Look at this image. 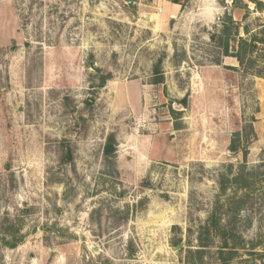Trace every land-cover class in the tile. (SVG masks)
<instances>
[{
    "label": "rangeland",
    "instance_id": "1",
    "mask_svg": "<svg viewBox=\"0 0 264 264\" xmlns=\"http://www.w3.org/2000/svg\"><path fill=\"white\" fill-rule=\"evenodd\" d=\"M233 1L0 0V264H186L264 151V46L240 65L210 39L227 15L261 36ZM249 202L252 239L264 183Z\"/></svg>",
    "mask_w": 264,
    "mask_h": 264
},
{
    "label": "trees",
    "instance_id": "2",
    "mask_svg": "<svg viewBox=\"0 0 264 264\" xmlns=\"http://www.w3.org/2000/svg\"><path fill=\"white\" fill-rule=\"evenodd\" d=\"M170 1L181 4V0ZM233 2L234 9H247L246 4H240L237 0ZM254 4L256 10H264V2L256 0ZM245 16L246 14L242 17ZM240 30L246 37L240 36ZM260 32L261 36H258L257 32L250 33L245 25L227 15L219 30L210 34V39L222 47V55L233 56L240 65H243L248 55V60H252L250 56L259 50V45L264 46V27ZM161 63L162 58L159 57L153 66L155 83L162 81ZM106 79L101 77L98 86H102ZM230 148L234 153L240 150L235 141ZM246 154L244 150L243 162L235 172L228 171V174H224V185L220 186L208 217L197 230L198 244L194 249L186 250V264H264V230L252 239L245 238L243 233L253 221V215L249 211L252 204L249 200L252 199L255 186L264 183V151L259 164L252 167L246 165ZM237 191H240L239 195ZM261 206L264 207V202ZM215 239L218 240L217 244H214Z\"/></svg>",
    "mask_w": 264,
    "mask_h": 264
},
{
    "label": "clouds",
    "instance_id": "3",
    "mask_svg": "<svg viewBox=\"0 0 264 264\" xmlns=\"http://www.w3.org/2000/svg\"><path fill=\"white\" fill-rule=\"evenodd\" d=\"M223 9L219 8L215 4H210L207 6V10L205 12V22L212 23L215 22V17L221 14Z\"/></svg>",
    "mask_w": 264,
    "mask_h": 264
},
{
    "label": "water",
    "instance_id": "4",
    "mask_svg": "<svg viewBox=\"0 0 264 264\" xmlns=\"http://www.w3.org/2000/svg\"><path fill=\"white\" fill-rule=\"evenodd\" d=\"M109 149H110V147L107 148V150H109Z\"/></svg>",
    "mask_w": 264,
    "mask_h": 264
}]
</instances>
